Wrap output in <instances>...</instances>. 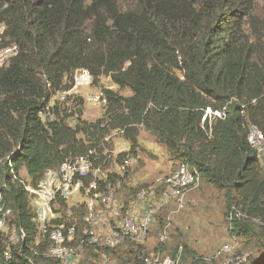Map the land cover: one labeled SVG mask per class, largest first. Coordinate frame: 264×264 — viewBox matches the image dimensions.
<instances>
[{
	"label": "trees",
	"instance_id": "16d2710c",
	"mask_svg": "<svg viewBox=\"0 0 264 264\" xmlns=\"http://www.w3.org/2000/svg\"><path fill=\"white\" fill-rule=\"evenodd\" d=\"M126 4L0 0L4 29L0 48L18 49L0 69V159L10 157L15 174L25 169L36 187L44 171L91 148L78 135L89 138L105 131L104 119L81 121L70 129L62 121L43 124L38 118L54 92L71 87L74 71L86 69L94 83L102 76L131 93L122 97L105 91L108 126L123 131L128 153L138 148L134 126L142 125L173 159L196 169L201 180L223 191L230 234L255 237L264 248L262 159L246 140L249 125L264 132V18L255 15V0H128ZM224 106V120L211 127L201 125L206 107ZM8 170L6 164L0 169V191L12 212L9 225L22 227L27 237L6 263L2 251L7 238L0 233V264H58L26 249L33 246L42 252L45 246L34 244L28 195ZM88 180H82L84 186ZM103 186L100 182L99 188ZM58 204L66 211V201ZM86 211L85 206L71 209L75 217ZM65 225H75L80 240V226ZM125 243L131 242L125 240L114 249L88 247L114 252ZM136 261L135 257L129 263ZM200 264L212 261L202 259ZM249 264H264L263 258Z\"/></svg>",
	"mask_w": 264,
	"mask_h": 264
},
{
	"label": "built area",
	"instance_id": "2783aa9c",
	"mask_svg": "<svg viewBox=\"0 0 264 264\" xmlns=\"http://www.w3.org/2000/svg\"><path fill=\"white\" fill-rule=\"evenodd\" d=\"M17 51L15 45L0 48V69L17 55ZM73 74L69 89L54 92L42 104L38 118L43 124L62 121L66 127L76 129L82 121V108L85 102L96 108L107 106V97L103 92L83 93L94 84V78L88 70L77 69ZM226 115L227 106L218 110L206 107L203 110L201 125L207 124L211 127L216 121L224 120ZM117 131L123 132L119 129ZM246 140L259 159H264V132L256 125H249ZM95 156V148H89L83 155L66 158L58 167L44 171L36 187L29 183V179L25 182L20 181L21 171L15 174L11 158H6L5 164L9 169L8 173L12 175V180L22 185L28 195L31 222L36 231L34 244L37 247L45 246L42 252H38L33 246H26L29 253L58 264H71L72 259H76L84 247L114 249L125 240L141 245L147 240L156 219L160 216L169 218L182 211L187 196L201 183V176L196 169L180 164L171 173L159 176L141 188L126 212H123V207L116 202L115 190L109 185L98 196L100 206L110 211V221L105 224L107 219L103 208L97 207L94 202L89 204L83 221L82 236L77 240L75 225L53 223L55 218L53 207L59 205L58 200L67 202L72 193L79 190L83 179L91 176L90 188L96 187L100 171L93 168ZM132 162V159L126 160V164ZM236 216L242 215L236 212ZM11 218L12 212L0 191V233L4 232L7 238L2 251L6 263L12 260L14 247L25 244L27 237L22 227L9 225ZM169 225L168 221L165 222L158 236L159 242L164 243L168 239ZM232 248V244L223 245L214 258L230 252ZM181 254L180 249L173 258H145L143 264H179ZM103 261L104 264H116L109 255H105ZM205 262H211V258Z\"/></svg>",
	"mask_w": 264,
	"mask_h": 264
},
{
	"label": "rangeland",
	"instance_id": "374dc122",
	"mask_svg": "<svg viewBox=\"0 0 264 264\" xmlns=\"http://www.w3.org/2000/svg\"><path fill=\"white\" fill-rule=\"evenodd\" d=\"M127 1L120 0L124 7H126ZM254 13L256 16L264 18V0H255ZM3 30V26L0 25V35ZM73 77L74 74L71 77V85ZM106 90L113 91L122 97L131 95L128 90H119L117 86L102 76L98 78L97 83H94L91 89L83 93L101 91L105 94ZM106 107L96 108L85 102L82 108V121L95 123L97 120L104 119L105 131L99 130L89 138L78 135V139H81L85 145H90L96 150L93 168L100 171L96 187L90 188L89 184L92 182L90 176L87 186L81 183L79 190L72 193L66 202V211H63L60 205L53 207L54 221L61 220L65 224H76L82 230L85 215L75 217L71 212L72 208L87 207L93 202L97 207L103 208L99 204L98 195L103 193L107 186L112 185L115 190L116 202L125 208L123 212H126L143 185L152 183L159 176L171 173L178 165L182 164L173 159L165 146L158 143L155 137L142 125L134 126L137 132L138 148L134 154L128 153L129 143L123 136V132L108 126ZM123 153L125 156L120 157L119 155ZM83 154L85 152L78 153L76 156ZM127 159H132V164H126ZM5 161L6 159H0V169L3 168ZM260 170L264 173V159L260 162ZM19 175L20 181H28L25 169H22ZM100 182L104 185L102 188L104 191L99 188ZM103 210L107 225V222L110 221V211L105 208ZM167 221L170 224L168 239L161 243L158 236ZM226 244H232V250L214 258L216 252ZM135 245L125 243L114 252L104 251L103 253L90 247H84L78 257L72 259L71 264H104L103 257L105 255H109L116 264L132 262L135 257L137 261L134 264H143L145 258H173L180 249L182 254L179 264H194V261L196 264H200L202 259L206 261L209 258H211L212 264H249L251 261H259L262 258L264 263L262 242H258L255 237L245 238L230 234L229 220L225 215L224 193L204 180H201L200 186L187 196L182 211L169 218L167 216L158 217L145 243L140 246ZM199 258L201 261L197 262Z\"/></svg>",
	"mask_w": 264,
	"mask_h": 264
}]
</instances>
